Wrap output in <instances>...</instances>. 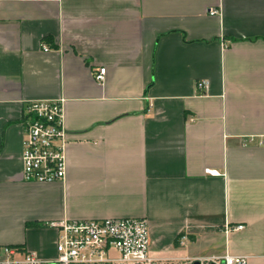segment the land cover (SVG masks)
<instances>
[{
  "label": "crops",
  "instance_id": "crops-1",
  "mask_svg": "<svg viewBox=\"0 0 264 264\" xmlns=\"http://www.w3.org/2000/svg\"><path fill=\"white\" fill-rule=\"evenodd\" d=\"M56 100L66 181L26 182L24 106ZM131 217L156 258L264 264V0H0V259Z\"/></svg>",
  "mask_w": 264,
  "mask_h": 264
},
{
  "label": "built area",
  "instance_id": "built-area-1",
  "mask_svg": "<svg viewBox=\"0 0 264 264\" xmlns=\"http://www.w3.org/2000/svg\"><path fill=\"white\" fill-rule=\"evenodd\" d=\"M217 13L214 9L210 11V15ZM41 46L43 50L50 51L45 43ZM106 72L105 67L93 72L98 84H104ZM198 88L207 91L208 82L200 81ZM64 109L63 100L31 101L25 104L21 123L24 137L23 180L26 182L44 184L66 181V149L70 139L64 122ZM206 173L215 177L219 175L218 171L210 169ZM49 226L58 232V257L55 261L45 263L32 252H24L18 247H5L0 264H190L197 261L180 263L173 259L154 257L146 218L61 219L50 222ZM234 229L241 230L243 226L238 225ZM212 263L250 264V261L243 256L226 254L202 262Z\"/></svg>",
  "mask_w": 264,
  "mask_h": 264
},
{
  "label": "water",
  "instance_id": "water-1",
  "mask_svg": "<svg viewBox=\"0 0 264 264\" xmlns=\"http://www.w3.org/2000/svg\"><path fill=\"white\" fill-rule=\"evenodd\" d=\"M190 264H202V262H200V261H194V262H192V263H190ZM212 264H214V263H212Z\"/></svg>",
  "mask_w": 264,
  "mask_h": 264
}]
</instances>
